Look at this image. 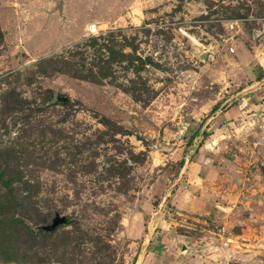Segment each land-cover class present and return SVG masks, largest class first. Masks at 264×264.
<instances>
[{"label":"rangeland","instance_id":"obj_1","mask_svg":"<svg viewBox=\"0 0 264 264\" xmlns=\"http://www.w3.org/2000/svg\"><path fill=\"white\" fill-rule=\"evenodd\" d=\"M245 99L264 0H0V264H264Z\"/></svg>","mask_w":264,"mask_h":264},{"label":"crops","instance_id":"obj_2","mask_svg":"<svg viewBox=\"0 0 264 264\" xmlns=\"http://www.w3.org/2000/svg\"><path fill=\"white\" fill-rule=\"evenodd\" d=\"M244 104H246L247 105V109H246V111L248 112V111H250V110H252V111H254V110H256V111H259L258 109H260V110H263L264 109V101H261V102H255V100L254 101H250L249 99H245V102H244ZM243 103H242V106L244 105ZM241 106V107H242ZM240 107V105H233L230 109H229V116L232 114V115H236V114H239V111H237L236 109L237 108H239ZM243 109V108H242ZM253 115H254V113H253ZM201 121H202V119H201ZM200 125V124H199ZM202 128V127H201ZM200 131V130H199ZM202 131V130H201ZM150 242L148 241L147 242V244H149Z\"/></svg>","mask_w":264,"mask_h":264},{"label":"trees","instance_id":"obj_3","mask_svg":"<svg viewBox=\"0 0 264 264\" xmlns=\"http://www.w3.org/2000/svg\"><path fill=\"white\" fill-rule=\"evenodd\" d=\"M218 109V105L216 104V105H214L213 107H212V109H211V111H216ZM202 121H204L203 119H202ZM202 121H201V123H202ZM204 132V131H203ZM199 132H198V129L197 130H195L192 134H191V136H190V138H189V142L190 141H192V140H194V138L196 137V135L198 134Z\"/></svg>","mask_w":264,"mask_h":264},{"label":"built area","instance_id":"obj_4","mask_svg":"<svg viewBox=\"0 0 264 264\" xmlns=\"http://www.w3.org/2000/svg\"><path fill=\"white\" fill-rule=\"evenodd\" d=\"M94 30H95V29H94V25H91V26L89 27V31L92 32V31H94ZM229 50H230L231 53L234 52V48H233V47H230ZM224 203H226V200H223L222 204H223L224 207L227 206V205H224ZM221 207H222V206H221Z\"/></svg>","mask_w":264,"mask_h":264},{"label":"water","instance_id":"obj_5","mask_svg":"<svg viewBox=\"0 0 264 264\" xmlns=\"http://www.w3.org/2000/svg\"><path fill=\"white\" fill-rule=\"evenodd\" d=\"M200 56H201V58H206L207 53L206 52H203ZM183 249H185V247ZM135 264H137V263H135Z\"/></svg>","mask_w":264,"mask_h":264}]
</instances>
